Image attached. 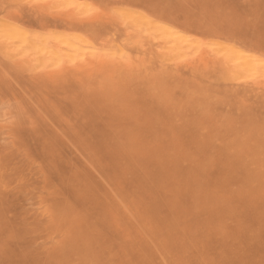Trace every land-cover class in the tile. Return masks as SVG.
Segmentation results:
<instances>
[{"label": "rangeland", "instance_id": "obj_1", "mask_svg": "<svg viewBox=\"0 0 264 264\" xmlns=\"http://www.w3.org/2000/svg\"><path fill=\"white\" fill-rule=\"evenodd\" d=\"M0 64V264H264V0H0Z\"/></svg>", "mask_w": 264, "mask_h": 264}, {"label": "bare ground", "instance_id": "obj_2", "mask_svg": "<svg viewBox=\"0 0 264 264\" xmlns=\"http://www.w3.org/2000/svg\"><path fill=\"white\" fill-rule=\"evenodd\" d=\"M41 1H43V0H41ZM29 16H30V15H29ZM140 17H141V16H140ZM141 18H142V17H141ZM142 19H143V18H142ZM139 20H140V18H139ZM142 21H143V20H142ZM142 21H141V22H142ZM138 22H139V21H138ZM138 22H137V23H138ZM138 24L141 25V23H138ZM138 24H137V27H138V28H141L140 25L138 26ZM142 24H143V23H142ZM159 24H161V23H158V25H159ZM153 25H154V23H153ZM155 25H157V24H155ZM155 25H154V27H153L152 25L148 26V24H147V25H146V26H148L147 28H149V27H150V28H149V29L146 28V29L148 30V31H146V32H147L148 34H150V33H152V31L154 32L155 29H156V31H155L156 33H155L154 35H155L156 37H157V36L162 37L163 34H160V35H159V32H158V30H159L160 28L157 27V26H156V28H155ZM142 26H144V24H143ZM159 26L161 27V29L167 27V26H164V24H163V26H162V24L159 25ZM151 27H152V28H151ZM162 27H163V28H162ZM154 28H155V29H154ZM157 28H158V29H157ZM169 29H170V28H169ZM169 29H168V30H169ZM259 29H260V28H259ZM142 30H143V29H141V30H139V31H142ZM151 30H152V31H151ZM17 31H18V30H17ZM161 32H162V30H161ZM161 32H160V33H161ZM163 32L165 33V30H163ZM167 32H168V31H167ZM167 32H166V33H167ZM169 32H170V31H169ZM171 32H173V33H174V37L177 38V35L175 36V32H174L172 29H171ZM171 32H170V33H171ZM57 33L60 34L59 32H57ZM62 33H64V32H62ZM176 33H177V32H176ZM51 34H53V33H51ZM37 35L39 36L38 33H37ZM54 35H55V34H54ZM54 35H53V36H54ZM164 35H165V34H164ZM164 35H163V38H164V37L166 38V36H167V38H168V35H167V34H166V36H164ZM53 36H50V37H49V38L51 39V41H52V39L55 40V38H51V37H53ZM58 36H59V35H58ZM61 36H62V35H61ZM155 36H154V37H155ZM18 37H19V36H18ZM174 37H172V38H174ZM19 38H20V37H19ZM19 38H18V40H19ZM49 38H48V39H49ZM61 38H62V37H61ZM158 38H159V37H158ZM165 38H164V39H161L160 41L164 42L163 40H167V39H165ZM176 38H175L174 40L172 39L173 42L165 41V43L167 42V44L165 45V47L163 48V46H161L162 48L160 47V49H159V50L162 49L163 51L165 50V52H167V50H168L169 52H171V53H170L171 56H169V57H171L172 60H179L178 58H179V56H181L180 53H182V52L184 51V49H185L183 44H180V46L178 45L180 48H182V50H180L179 47H178V48H177V47H174V46H176V43H175V42H177V39H176ZM159 39H160V38H159ZM159 39H157V40L159 41ZM178 39H180V38H178ZM16 40H17V38H16ZM56 40H57V42L59 41V43L61 42V41L59 40V38H58V39L56 38ZM56 40H55V41H56ZM168 40L171 41V39H169V38H168ZM180 40H181V39H180ZM180 40H179L178 42H182V41H180ZM19 41H21V39H20ZM64 41H65V40H64ZM149 41L152 42L151 40H149ZM158 41H157V42H158ZM160 41H159V42H160ZM40 42L43 43V42H45V40L42 41V40L40 39ZM47 42L49 43V41H46V43H47ZM68 42H69V41H68ZM147 42H148V40H147ZM157 42L155 41L154 43H157ZM162 42H161V44H162ZM42 43H39V44L41 45ZM59 43H57L56 46H58ZM61 43H62V42H61ZM61 43H60L61 46H65V48H63L64 50H62V51H65V52H66L67 50L69 51V49L72 48V45H71V47H70V45H67V44H71V43H67V40L65 41V44H66V45H64V43H62V44H61ZM154 43H153V44H154ZM170 43H172V44H170ZM33 44H35V42H34ZM33 44H32V45H33ZM148 44H149V42H148ZM163 44H164V43H163ZM35 45H36V44H35ZM40 45L38 46L39 48H40ZM43 45H45V43H43ZM60 45H59V46H60ZM154 45H155V44H154ZM167 45H168L169 47H170V45H171V48H169ZM182 45H183V46H182ZM30 46H31V45H30ZM36 46H37V45H36ZM36 46H33V47L36 48ZM67 46H69L68 49H67ZM149 46H150V45H149ZM159 46H160V45H159ZM38 47H37V48H38ZM73 47H74V46H73ZM151 47H152V43H151ZM35 48H34V49H35ZM37 48H36L34 51H33V50L31 51L30 48H29L30 51L28 52V50H27L28 54H29L30 52H33L32 54H33V55H36V56L38 57L39 52L37 51V50H38ZM50 48H51V49H50ZM50 48L48 47L47 50H49V51L51 52L52 47H50ZM175 48H177L176 51H175V53H174V52L172 53V50L174 51ZM25 49H26V48H25ZM65 49H66V50H65ZM74 49H75V48H74ZM169 49H170L171 51H170ZM178 49H179V52H180V53H178V51H177ZM39 50H40V49H39ZM41 50H42V48H41ZM55 50H56V49H55ZM55 50H53V51H55ZM70 50H73V48L70 49ZM21 51H22V50H21ZM24 51H25V50H24ZM24 51H22V52H24ZM35 51H36V52H35ZM57 51H58V50H57ZM62 51H61V52H62ZM181 51H182V52H181ZM25 52H26V51H25ZM25 52L22 53V54L24 55ZM37 52H38V53H37ZM176 52H177L178 54H177ZM213 52H214V53H213L214 55H215V53H216L217 55H220V56H222L221 54H223L225 57H226L227 55L231 56L230 54H227V55H226V53H227L226 51H224V52H222V53H219V52H221V51H219V50H213ZM225 52H226V53H225ZM19 53H21V52H19ZM42 53H43V52H42ZM224 53H225V54H224ZM228 53H230V52H228ZM30 54H31V53H30ZM176 54H177V55H176ZM213 54H212V55H213ZM231 54H232V53H231ZM233 54L235 55V53H233ZM39 55H41V54H39ZM172 55H174V56H172ZM234 55H233V56H234ZM236 55H237V54H236ZM236 55H235V56H236ZM19 56H21V55L19 54ZM31 56H32V55H31ZM36 56L32 57V58H33V61L37 58ZM224 56H222V57L225 59ZM229 56H227V58H226L225 61H226L227 64H228V63H229L230 65L233 64L234 67H235L234 69L237 68V73H238V74L241 73V72H238L239 70H242L243 75H245V76H246V75H248V76L250 75V77L259 76V74L262 73V70H263V69H262V68H259L261 65L258 64V63H260V62H256V61H253V62H252V61H251V62H250V61H247V62H246V60H244V61L242 62V61H240L241 59H239V58L241 57V55H239V58H238V56L236 57V58H238V59H236V60L239 61V62H238V61H236L235 59L233 60V57H232V56H231L232 58H231V57L229 58ZM169 57L167 56L168 61L170 60ZM163 58H164V57H163ZM167 58H166V59H167ZM173 58H174V59H173ZM180 58H181V57H180ZM228 58H229V60H227ZM234 58H235V57H234ZM38 59H40V57L37 58V60H38ZM166 59H164L163 61H167ZM230 59H232V60H230ZM159 61H160V59H159ZM168 61H167V62H168ZM170 61H171V60H170ZM231 61H232V62H231ZM233 62H234V63H233ZM248 62H249V63H248ZM172 63H173V62H172ZM250 63H252V65H251ZM254 63H256V65H257V67H258V68H257L258 70H256V67H255L256 65H255ZM0 65H1V64H0ZM230 65H227V66H230ZM254 65H255V66H254ZM170 66H171V64H170ZM251 66H253V68H252ZM1 67H2V66H1ZM247 68H249V70H250V68H252V69H251L252 72H251V70L249 71L250 74H246V73H249V72H246V71H247ZM254 68H255V69H254ZM223 69H224V68H223ZM260 69H261V70H260ZM2 70H3V69H2ZM15 70H16V69H15ZM243 70H244V71L246 70V71L244 72ZM253 70H254V71H253ZM259 70H260V71H259ZM3 71H4V70H3ZM170 71H171V70H170ZM256 71H257V72H256ZM258 71H259V72H258ZM226 72H227V71H226ZM226 72H225V73H226ZM234 72H235V70H234L233 72L230 70V72H228V73H229V74H231V73L234 74ZM253 72H254V73H253ZM170 73H171V72H170ZM228 73H227V75H228ZM235 73H236V72H235ZM233 74H231L230 77H233ZM252 74H254V75H252ZM9 75H11V74H9ZM235 75H236V74H234V78H232V79H231L230 77H229V78H230L231 80H236L237 78H240L239 75H237V76H236L237 78L235 79ZM15 76H16V75H15ZM15 76H13V77L15 78ZM20 81H21V80H20ZM21 82H22V81H21ZM24 83H25V82H24ZM18 87H19V86H18ZM14 88H15V87H14ZM238 89H239V88H238ZM263 90H264V89H263ZM228 93H229V92H228ZM263 95H264V94H263ZM25 97H26V96H25ZM263 99H264V98H263ZM262 101L264 102V100H261V101H260L261 104H262ZM30 102H31V101H30ZM10 103H12V102H10ZM2 105H3V104H2ZM7 106H8V105H7ZM263 106H264V105H263ZM1 107H2V106H1ZM8 107H9V106H8ZM2 108H4V106H3ZM125 110H126V109H125ZM126 112H127V111H126ZM11 116H12V114H11ZM33 117H34V116H33ZM55 117H56V116H55ZM35 119H36V118H35ZM100 119H101V118H100ZM49 120H50V119H49ZM95 121H96V120H95ZM123 122H124V121H123ZM97 123H98V122H97ZM66 128H67V127H66ZM102 129H103V127H102ZM104 130H105V129H104ZM102 132H103V131H102ZM110 132H111V131H110ZM118 134H119V133H118ZM111 136H112V135H111ZM148 136H149V135H148ZM113 138H115V137L113 136ZM113 138H112V139H113ZM112 139H111V143H109V147H111V148L113 149V151H114L115 149H116L117 153H127V151H128V152H131V151H132V148H130V147L128 148V147H126L125 145H121V144H120V146L116 145V141H113ZM118 139H119V138H118ZM120 139H121V138H120ZM128 139L131 140V138H128ZM112 141H113L114 143H113ZM68 144H69V143H68ZM125 144H127V143L125 142ZM69 145L72 147L71 143H70ZM130 146L133 147L131 144H130ZM73 148H74V147H72V149H73ZM74 149H75V148H74ZM76 149H78V148L76 147ZM76 149H75V150H76ZM79 151H80V150H79ZM76 152H77V151H76ZM76 152L73 151V153H76ZM77 153H78V152H77ZM65 154H66V153H65ZM83 154H84V153H83ZM18 155H19V154H18ZM236 165L239 166V164H236ZM246 165L249 166V164H246ZM203 166H205V165H203ZM230 166H232V168L235 167V165H231V164L229 165V167H230ZM69 168H71V167H69ZM240 168H242V170H246V169H248V171H249V168L246 167V166H244V165H242ZM239 172H240V171H239ZM242 179L244 180V182L247 183V184H245L246 187L249 188V185H248V184H249V173L245 174V175L243 176ZM148 183H149V182H148ZM135 186H136V185H135ZM247 191H249V190H247ZM147 192H148V191H147ZM167 198H168V200H169V203H170L173 207L177 205V202H178V201L176 200L175 197L171 196V198H170L169 196H167ZM117 199H118V198H117ZM213 199H214V197H213ZM85 201H86V200H85ZM118 202H119V200H118ZM212 202H213V201H212ZM120 203H121V202H120ZM175 203H176V204H175ZM121 205L123 206V204H121ZM89 207H90V206H89ZM86 212H87V211H86ZM127 212H128V211H127ZM134 212H135V210H134ZM235 212H236V210H235ZM128 214H129V213H128ZM86 215H88V213H87ZM129 215H130V214H129ZM82 218H83V217H82ZM133 221H134V220H133ZM134 222H135V223H134ZM134 222H133V223L136 224V221H134ZM138 223H139V222H138ZM138 227H139V226H138ZM114 233H115V232H114ZM144 233H145V232H144ZM162 233H163V232H162ZM145 235H146V234H145ZM201 236H202V235H201ZM116 237H117V236H116ZM85 239H86V237H85ZM104 240H105V239H104ZM168 241H169V240H168ZM159 242H160V241H159ZM169 242H170V241H169ZM105 243H106V242H105ZM107 244H108V243H107ZM107 244H106V245H107ZM151 244H152V243H151ZM94 245L96 246V244H94ZM152 246H153V245H152ZM92 247H94V246H92ZM105 247H106V246H105ZM157 247H158V246H157ZM171 248H172V247H171ZM172 249H173V248H172ZM93 250H94V249H93ZM96 250H97V248H96ZM158 250H159V249H158ZM116 252H117V251H116ZM233 258H234V257H233Z\"/></svg>", "mask_w": 264, "mask_h": 264}]
</instances>
